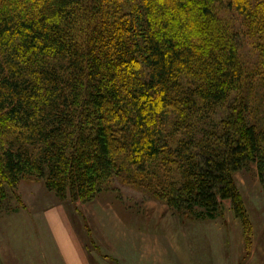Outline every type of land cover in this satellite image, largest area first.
Masks as SVG:
<instances>
[{"label":"trees","instance_id":"trees-1","mask_svg":"<svg viewBox=\"0 0 264 264\" xmlns=\"http://www.w3.org/2000/svg\"><path fill=\"white\" fill-rule=\"evenodd\" d=\"M251 166L264 184V0H0V217L24 179L90 202L123 177L195 219L230 200L247 256Z\"/></svg>","mask_w":264,"mask_h":264},{"label":"rangeland","instance_id":"rangeland-1","mask_svg":"<svg viewBox=\"0 0 264 264\" xmlns=\"http://www.w3.org/2000/svg\"><path fill=\"white\" fill-rule=\"evenodd\" d=\"M249 40L245 38L242 49L248 65L258 56ZM235 176L248 202L264 203V184L255 166ZM18 190L21 200L17 197L16 201L14 196L11 202L16 207L53 199L59 203V197L46 188L43 179H24ZM62 202L72 213L74 224L83 229L90 251L105 264H145L147 255L158 250L165 252L166 264H239L246 257V246L244 251L238 242L242 224L228 199L223 201L217 218L195 219L172 212L146 188L117 177L90 202Z\"/></svg>","mask_w":264,"mask_h":264},{"label":"crops","instance_id":"crops-1","mask_svg":"<svg viewBox=\"0 0 264 264\" xmlns=\"http://www.w3.org/2000/svg\"><path fill=\"white\" fill-rule=\"evenodd\" d=\"M242 195L253 241L250 253L239 264H264V203L251 204ZM59 200V205L56 199L39 205L25 202L0 217V264H105L90 251L83 229L74 224L72 213ZM238 239L245 251L243 230ZM164 253L148 254L145 264H166Z\"/></svg>","mask_w":264,"mask_h":264}]
</instances>
